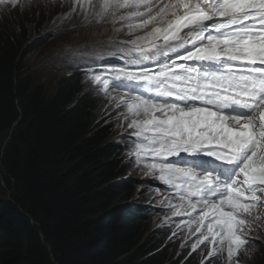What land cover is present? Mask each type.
Masks as SVG:
<instances>
[{"label": "snow or ice", "instance_id": "6c2138e0", "mask_svg": "<svg viewBox=\"0 0 264 264\" xmlns=\"http://www.w3.org/2000/svg\"><path fill=\"white\" fill-rule=\"evenodd\" d=\"M72 2L71 12L85 17L138 21L129 31L167 20L147 34V46L130 42L140 57L133 65L92 82L126 107L128 127L140 139L136 162L176 193L172 214L193 217L199 210L189 223L201 233L193 250L208 241L213 257L226 242L229 264H236L241 251L250 254L246 245L264 206V0ZM169 53L177 60L165 62ZM145 60L158 67H143ZM121 88L128 91L111 97L110 89ZM141 89L147 94H135ZM181 153L192 159H168Z\"/></svg>", "mask_w": 264, "mask_h": 264}, {"label": "trees", "instance_id": "16d2710c", "mask_svg": "<svg viewBox=\"0 0 264 264\" xmlns=\"http://www.w3.org/2000/svg\"><path fill=\"white\" fill-rule=\"evenodd\" d=\"M42 12L0 14V264H224L220 253L173 259L150 232L122 136L83 91L82 74L61 73L47 90L29 69L45 43L33 36ZM254 259L264 264V252Z\"/></svg>", "mask_w": 264, "mask_h": 264}, {"label": "rangeland", "instance_id": "374dc122", "mask_svg": "<svg viewBox=\"0 0 264 264\" xmlns=\"http://www.w3.org/2000/svg\"><path fill=\"white\" fill-rule=\"evenodd\" d=\"M72 6V0H17L15 5L11 3V0H8V2L0 4V14L28 12L33 8H39L43 11L40 18V22L43 24L42 28L35 31L33 36L45 38V43L30 53L27 61L30 70L35 71L36 75L44 77V81L48 85L47 90L54 87V82L59 74L70 72L74 68L91 69L94 65L86 62L92 57L98 59V64L95 65L97 68L92 70L91 77L84 79L82 89L94 99V104L103 113L102 116L105 122L112 126V131H117V136H126L134 131V129L128 127L132 117L127 113L126 107L101 91L102 86L92 82V78L96 75L107 78L106 75H103L101 68L105 64L104 60L109 56V52L99 50V47L103 46H80L97 38L110 37L114 32L118 34V37H122L121 33L118 30L112 31L118 27L115 24L116 22L109 26L106 24L113 21V18L108 16L99 19L95 15L85 17L79 9L72 13ZM66 13H70V15L65 16ZM122 35H125V33H122ZM73 46L74 48H72ZM102 57L104 59L100 61ZM122 90L124 88L110 89L111 97L120 96L123 94ZM139 142L140 139L138 138L136 144ZM124 163L126 164L125 169L127 167L126 176L132 178L133 187L136 188V200L147 206L157 205L164 208L159 212L151 213L147 222L151 228L150 232L152 231L154 235L156 234L162 238L163 244L173 252V259L185 252H196L200 260L209 258L208 252L212 249V244L205 241L199 244L195 251L193 250L192 245L200 239L201 233H195V224L190 229L189 224H183L177 215L172 214L174 209L170 204L175 205L174 200L172 201L164 195L158 186V178L149 174L143 164H137L136 158H133L132 161L126 151ZM7 195L8 192L0 179V198ZM260 214L262 217L259 221L260 227L250 233V236L255 239H251L252 242L246 245L250 250V254L245 255L241 251L234 257L236 264H242L243 261L252 264L251 262L255 260L254 257H258L260 253L264 252V209H260ZM202 231L206 233V225ZM217 260L229 264L226 242L224 250L220 252Z\"/></svg>", "mask_w": 264, "mask_h": 264}, {"label": "bare ground", "instance_id": "6f19581e", "mask_svg": "<svg viewBox=\"0 0 264 264\" xmlns=\"http://www.w3.org/2000/svg\"><path fill=\"white\" fill-rule=\"evenodd\" d=\"M164 2H168V0H165ZM159 9H157V11H158ZM166 23H167V20L165 21ZM157 26H159V27H163L164 26V24H152V25H149L147 28H145L143 31H146L147 33H150L151 31H152V28L153 27H157ZM106 34V33H105Z\"/></svg>", "mask_w": 264, "mask_h": 264}]
</instances>
